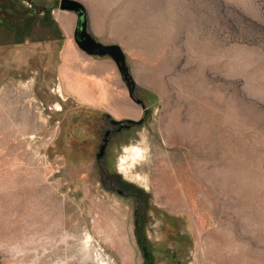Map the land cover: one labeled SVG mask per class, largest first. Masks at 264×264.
I'll return each instance as SVG.
<instances>
[{"label": "rangeland", "instance_id": "obj_1", "mask_svg": "<svg viewBox=\"0 0 264 264\" xmlns=\"http://www.w3.org/2000/svg\"><path fill=\"white\" fill-rule=\"evenodd\" d=\"M59 1L0 0V264H264V0H75L127 77Z\"/></svg>", "mask_w": 264, "mask_h": 264}, {"label": "water", "instance_id": "obj_2", "mask_svg": "<svg viewBox=\"0 0 264 264\" xmlns=\"http://www.w3.org/2000/svg\"><path fill=\"white\" fill-rule=\"evenodd\" d=\"M59 10L61 11H70L76 14V23L73 31V40L76 46L80 51L87 54L88 56H109L114 63L116 64L118 70L121 75L127 77L128 70L125 65V55L122 49L115 44H104L100 41H97L93 38L87 30V16L85 7L78 1L75 0H60L59 1ZM129 96L131 99L133 98L134 85H128ZM136 104H140L144 109V105L140 100H134ZM107 118L110 119V124L117 127V132H121L123 129H129L134 125H140L142 121H117L111 119L108 115ZM110 130H107L104 134L103 145L100 147V151L98 153V157H102L104 154V150L106 144L108 143V136L110 135Z\"/></svg>", "mask_w": 264, "mask_h": 264}, {"label": "crops", "instance_id": "obj_3", "mask_svg": "<svg viewBox=\"0 0 264 264\" xmlns=\"http://www.w3.org/2000/svg\"><path fill=\"white\" fill-rule=\"evenodd\" d=\"M79 50V49H78ZM72 53H73V55H76V56H78V59H79V57L81 58V52L82 51H71ZM66 56V55H65ZM66 58H67V56H66ZM89 60H87V59H84V62L85 63H87ZM72 62V63H71ZM80 64V62L79 63H75V61H70V62H68L67 61V59L65 60V61H63V68H62V71H63V73H69L70 72V67H72L73 66V71L75 72V65H77L78 67L80 66L79 65ZM77 71L78 70H76V73H77ZM81 71V70H80ZM83 72V71H82ZM88 73V72H87Z\"/></svg>", "mask_w": 264, "mask_h": 264}, {"label": "trees", "instance_id": "obj_4", "mask_svg": "<svg viewBox=\"0 0 264 264\" xmlns=\"http://www.w3.org/2000/svg\"><path fill=\"white\" fill-rule=\"evenodd\" d=\"M32 2H33V1H31L30 3H32ZM43 10H44V13L47 12V11H46V10H47L46 8H45V9H42V11H43ZM17 11H18V10H17ZM24 12H25V13H23L24 16H25V15L29 16L30 19L28 18V20H32V19H34V18L30 17V14H31V13L29 14V11H28V10H25ZM20 14H22V13H19V11H18V14L12 15V16H13L12 19H14V22L17 21L16 19H18V18L20 17ZM25 17H26V16H25ZM23 19H24V18H23ZM35 20L37 21V18H36ZM35 20H33L32 23H35V22H36ZM22 21H23V20H22ZM23 22H24V21H23Z\"/></svg>", "mask_w": 264, "mask_h": 264}, {"label": "bare ground", "instance_id": "obj_5", "mask_svg": "<svg viewBox=\"0 0 264 264\" xmlns=\"http://www.w3.org/2000/svg\"><path fill=\"white\" fill-rule=\"evenodd\" d=\"M59 92V91H58ZM58 107V106H57ZM142 147V146H141ZM132 148H134V147H132ZM132 148H131V150H132ZM138 148V147H137ZM140 149V148H139ZM139 149H135V151L132 153V157H133V159H132V162L137 158V157H139L140 158V156H142V154H141V150H139ZM133 151V150H132ZM143 152V151H142ZM131 153V152H130ZM145 154V153H144ZM128 156V155H127ZM127 158V157H126ZM126 158L124 159V160H126ZM129 158V157H128ZM130 160V159H129ZM127 161V160H126ZM138 161V160H137ZM134 163H136V162H134ZM125 165H127V164H125ZM128 169H130V168H128ZM128 169H126V170H128ZM134 176V175H133ZM140 176V175H139ZM137 178V177H136ZM140 178H141V176H140ZM143 178V177H142ZM145 179V178H144ZM139 182H141L140 180H139Z\"/></svg>", "mask_w": 264, "mask_h": 264}, {"label": "flooded vegetation", "instance_id": "obj_6", "mask_svg": "<svg viewBox=\"0 0 264 264\" xmlns=\"http://www.w3.org/2000/svg\"><path fill=\"white\" fill-rule=\"evenodd\" d=\"M111 134V133H110ZM144 252H147V253H149V250H146V251H144ZM145 256V255H144ZM149 256H150V253H149ZM144 258V257H143Z\"/></svg>", "mask_w": 264, "mask_h": 264}]
</instances>
